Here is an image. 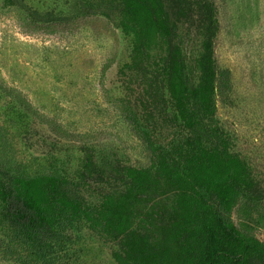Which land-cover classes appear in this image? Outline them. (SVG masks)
Returning <instances> with one entry per match:
<instances>
[{"label": "trees", "instance_id": "obj_1", "mask_svg": "<svg viewBox=\"0 0 264 264\" xmlns=\"http://www.w3.org/2000/svg\"><path fill=\"white\" fill-rule=\"evenodd\" d=\"M87 6L114 15L130 40L122 73L141 90L128 99L126 117L149 164L123 167L124 186L99 205L83 193L95 173L90 161L77 179L1 166L0 231L46 264H59L70 234L82 227L116 245V264H264V241L233 218L243 205L261 210L264 198L217 119V99L228 95L232 79L215 55L214 1Z\"/></svg>", "mask_w": 264, "mask_h": 264}, {"label": "rangeland", "instance_id": "obj_2", "mask_svg": "<svg viewBox=\"0 0 264 264\" xmlns=\"http://www.w3.org/2000/svg\"><path fill=\"white\" fill-rule=\"evenodd\" d=\"M213 1L215 55L232 79L217 119L264 198V0ZM89 8L87 0H0V167L77 179L90 161L83 193L99 205L124 186L123 167L149 159L126 117L141 90L122 73L130 40L114 15ZM233 218L264 241V208L243 205ZM70 235L59 264H116L112 241L86 227ZM0 264L46 263L0 231Z\"/></svg>", "mask_w": 264, "mask_h": 264}]
</instances>
